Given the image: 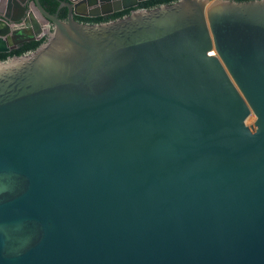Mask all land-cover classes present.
Segmentation results:
<instances>
[{"label": "water", "instance_id": "1", "mask_svg": "<svg viewBox=\"0 0 264 264\" xmlns=\"http://www.w3.org/2000/svg\"><path fill=\"white\" fill-rule=\"evenodd\" d=\"M141 1L0 0V264H264V0Z\"/></svg>", "mask_w": 264, "mask_h": 264}, {"label": "trees", "instance_id": "2", "mask_svg": "<svg viewBox=\"0 0 264 264\" xmlns=\"http://www.w3.org/2000/svg\"><path fill=\"white\" fill-rule=\"evenodd\" d=\"M58 1L59 0H39V3L48 13L53 14L56 11ZM172 1L174 0H143L139 2L136 7L150 8V7L157 6L159 4L170 3ZM236 1H245V0H236ZM131 9L132 8L122 9L120 11L112 12V13L105 14V15H99L96 17H83V16L74 15L73 18L79 22L96 23V22H102V21L118 18V17H121L122 15H126L129 13ZM65 17H66V8L65 7L59 8L57 11V18L64 20ZM44 38L45 36L39 39L30 41L28 43H23L22 45H19L17 48L10 50L8 52H0V59H6L7 57L19 55L26 51L32 50L39 43H41L44 40Z\"/></svg>", "mask_w": 264, "mask_h": 264}, {"label": "flooded vegetation", "instance_id": "3", "mask_svg": "<svg viewBox=\"0 0 264 264\" xmlns=\"http://www.w3.org/2000/svg\"><path fill=\"white\" fill-rule=\"evenodd\" d=\"M24 19V18H23ZM25 23V24H24ZM29 28V30L35 31L38 26L43 27V29H50L51 24L47 22L46 24L42 23V21L35 15H27V17L24 19V22L20 21L17 23V28ZM45 36V34L41 31L39 35H34L33 33H25L17 31L15 35L12 37L11 34H9L8 39L2 40L0 38V52H8L10 50H13L17 48L19 45H22L23 43H28L30 41L39 39L41 37ZM17 42H13V39H19Z\"/></svg>", "mask_w": 264, "mask_h": 264}, {"label": "crops", "instance_id": "4", "mask_svg": "<svg viewBox=\"0 0 264 264\" xmlns=\"http://www.w3.org/2000/svg\"><path fill=\"white\" fill-rule=\"evenodd\" d=\"M78 10L79 11H84L85 10V7L84 6H80L79 8H78ZM2 30V26L0 25V31ZM8 33L7 34H5V35H0V38L2 39V40H5V39H8Z\"/></svg>", "mask_w": 264, "mask_h": 264}]
</instances>
